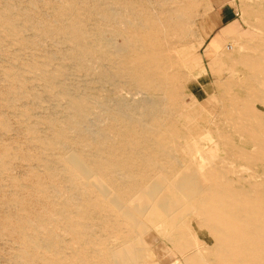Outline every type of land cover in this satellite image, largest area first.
Returning a JSON list of instances; mask_svg holds the SVG:
<instances>
[{
    "label": "rangeland",
    "instance_id": "obj_1",
    "mask_svg": "<svg viewBox=\"0 0 264 264\" xmlns=\"http://www.w3.org/2000/svg\"><path fill=\"white\" fill-rule=\"evenodd\" d=\"M199 2L0 0V264H264V0L214 50ZM98 35L161 46L156 85L101 84ZM139 104L156 128L121 140ZM129 215L136 236L112 234Z\"/></svg>",
    "mask_w": 264,
    "mask_h": 264
},
{
    "label": "bare ground",
    "instance_id": "obj_2",
    "mask_svg": "<svg viewBox=\"0 0 264 264\" xmlns=\"http://www.w3.org/2000/svg\"><path fill=\"white\" fill-rule=\"evenodd\" d=\"M132 41H133L132 38L128 37L126 38L125 44L117 45L116 41H114L113 39H106L101 35L95 37V40L93 42V49L95 51H99L102 53L101 55L102 59H100L101 62L108 61L107 64L110 67L109 70L105 68V66H103L104 70L103 72H101L102 75L100 76L99 80L101 84L102 83H112L115 85L118 84L120 87L123 86V88L129 87L139 92L140 90L147 92L151 90L153 86L156 85L155 83H153V79L159 75L158 73H160L162 69H164L162 64L163 58H161L164 57V52L161 49V46L159 45L153 48L150 47L149 45L143 46L140 43L135 45V43L133 44ZM159 60L161 61L160 63ZM156 107L154 105L152 106V105L139 104L138 106L135 107L136 111H134L132 114L129 113L125 114L122 110L119 112L120 110L119 109L118 112L116 113L120 114V119L123 121L122 129L120 132L121 140H123L124 138L126 139L127 136L126 134L128 130H133L136 136L139 138L142 137L144 131H147L148 133L154 131V129L156 128L155 125H153L151 122H148L149 120L147 119L155 116V114L158 112V110H156ZM154 143L157 146V148L161 151V153L168 152L169 150L168 146L165 145L160 146L157 143V141H155ZM174 152L177 154H181V153L186 154L188 158L191 157L194 158L196 155L201 154V150H199V148L195 144L194 145L187 144L184 147L176 146ZM136 156L139 157L138 155ZM202 168L203 166L200 167V169ZM106 176H110V174H107ZM110 178L111 177H109L108 179V177H106V180H103V182L106 185L112 186L116 189L117 187H121L122 184H125V182L123 183V180L119 179V182H117L116 179L113 180ZM136 180L137 181L134 182L135 184L130 187V189L125 193V197H124V199H126L125 202L129 204L131 207H136V204L131 203V201L136 197V195L139 192L140 179H138L136 176ZM110 206L114 210L113 213H116L118 210L121 209L116 206V203L114 201H112V204ZM140 207L141 210L135 212L136 214H138L139 217H141L144 212L143 206ZM145 215L147 217L144 216L143 218L148 219L147 224L148 223L154 224L155 218L158 219L159 217L160 218L162 217V214L156 217L153 216L152 218H150L151 216L149 217L147 214ZM127 219L128 220L125 223L124 221L123 222L117 221L113 223L114 228L112 231L116 230L118 232H112V234H116L118 236H120L119 234H121L124 237L126 236L125 238H131L133 236H136L134 235L135 232L130 228H132V226L135 223L140 225V219L139 220L136 219V221L133 222V216L131 215H129ZM145 221H142V223L144 224ZM216 233H218V231ZM117 254H120V251H117ZM138 262H139L138 260L132 259L130 264H138ZM109 264H117V262L112 261L111 259Z\"/></svg>",
    "mask_w": 264,
    "mask_h": 264
},
{
    "label": "crops",
    "instance_id": "obj_3",
    "mask_svg": "<svg viewBox=\"0 0 264 264\" xmlns=\"http://www.w3.org/2000/svg\"><path fill=\"white\" fill-rule=\"evenodd\" d=\"M238 0H200L193 4V14L198 15V30L211 32L208 38L210 49L220 47L218 32L235 29L239 21Z\"/></svg>",
    "mask_w": 264,
    "mask_h": 264
}]
</instances>
